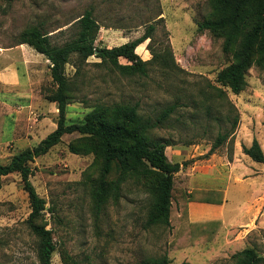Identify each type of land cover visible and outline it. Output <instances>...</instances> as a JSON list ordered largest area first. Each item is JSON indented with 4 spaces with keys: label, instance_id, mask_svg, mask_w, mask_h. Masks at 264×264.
Here are the masks:
<instances>
[{
    "label": "rangeland",
    "instance_id": "obj_1",
    "mask_svg": "<svg viewBox=\"0 0 264 264\" xmlns=\"http://www.w3.org/2000/svg\"><path fill=\"white\" fill-rule=\"evenodd\" d=\"M86 11L99 26L94 44L98 48L120 46L154 26L136 54L143 61L154 55L166 58L171 67L162 69L153 61L144 77L119 74L127 64L121 58L91 57L77 73L67 65L66 75L78 90L69 99L66 122L83 121L98 104H137L139 113L151 118L177 104L175 113L151 136L170 142L165 149L168 161L183 166L174 175V189L191 185L192 174L211 189H225L226 224L211 241L187 246L185 236L177 237L176 232L183 202L173 198L170 225L145 228L151 196L137 180L125 183L119 197L97 214L91 194L99 182L100 161L93 154H71L68 145L79 135H65L30 164L29 180L45 202L43 215L33 223L51 232L55 245L51 264H64L63 254L69 258L67 264H140L162 256L171 264H236L234 256L248 248L264 259V163H255L243 153L256 140L264 154V70L249 68L246 87L238 95L216 82L217 74L233 60L223 52L222 39L198 30L199 22L213 17L212 0H0V47L16 45L19 36L32 28L41 29L51 36L52 44L61 46L74 37L73 23ZM33 56L43 64L39 72L30 64L28 75L34 85H0V164L34 148L56 128L57 107L47 100L55 90L49 62L37 53ZM3 64L0 59V73H5L0 75L8 80L12 73L23 71L15 63ZM211 87L225 92L239 121L233 136L208 155L218 133L230 129L221 117L228 106L218 110L211 102L212 116L221 119L205 116L202 93ZM132 165L148 167L137 157ZM210 175L219 181L212 182ZM31 212L20 176L4 177L0 264H41L39 240L30 228Z\"/></svg>",
    "mask_w": 264,
    "mask_h": 264
},
{
    "label": "trees",
    "instance_id": "obj_2",
    "mask_svg": "<svg viewBox=\"0 0 264 264\" xmlns=\"http://www.w3.org/2000/svg\"><path fill=\"white\" fill-rule=\"evenodd\" d=\"M13 1V0H9ZM213 17L197 24L199 31H209L223 40L222 50L232 57V63L222 69L216 82L234 94H240L246 87L245 74L255 66L264 70V0H212ZM73 25L76 32L71 40L61 46L52 44L51 36L39 28H32L19 36L16 45H27L49 62L50 76L55 90L47 97L57 107L56 128L34 148L25 149L11 157L7 164H0V189L4 177L11 174L20 176L23 190L28 195L32 212L31 231L39 240L38 256L41 264H51L55 252L51 232L45 225L33 223L43 215L45 202L36 193L29 178L30 164L38 157L47 154L61 142L65 135L78 134L79 138L69 143L68 150L74 155H95L100 161V178L91 194L96 213H100L109 201L119 197L122 186L130 180L141 181L151 196L145 228L169 226L173 198L181 199L182 214L178 218L177 237L185 236V245L193 246L211 241L222 226L220 220L190 222L187 217V203L199 202L221 205L223 191L192 190L173 188V178L181 168L179 163H170L165 149L171 144L151 136V132L162 127L176 111L177 104L170 105L154 118L142 116L137 104L119 103L96 105L83 121L67 123L66 107L71 95L78 90L77 85L66 75L65 67L72 65L76 73L91 58H121L127 64L119 68L123 76H146L148 66L156 61L162 69H170L166 58L153 56L151 61H143L137 54L139 46L150 38L154 26L150 25L144 35L113 48H98L95 41L99 26L90 11H86ZM229 110L221 117L230 124L229 130L219 132L211 149L225 144L234 134L238 125V114L221 88L211 87L202 93V104L207 118L213 117V107ZM235 113V114H234ZM233 115V116H232ZM264 126V123H263ZM243 153L255 163H264L260 144L253 140ZM141 158L147 168H136L133 158ZM177 193V194H176ZM64 264L69 258L62 255ZM236 264H264V259L253 249H244L234 256ZM140 264H171L166 256L144 260ZM184 264V263H183Z\"/></svg>",
    "mask_w": 264,
    "mask_h": 264
},
{
    "label": "crops",
    "instance_id": "obj_3",
    "mask_svg": "<svg viewBox=\"0 0 264 264\" xmlns=\"http://www.w3.org/2000/svg\"><path fill=\"white\" fill-rule=\"evenodd\" d=\"M33 53H36V52L27 45H14V46L5 47V48L0 47V59H4V62L6 63V65L10 63H15L18 67L20 66L23 70V71L18 70L19 71L18 74H16L15 72L12 73V75L9 76V80L1 77L0 75L1 87L23 88L24 84L25 85L27 84L29 87L35 84V81L34 82L31 81V78L28 75V71L30 68H32L31 65H33L35 72L37 71L39 72L43 64L37 61L38 58L37 56H33ZM45 62H48V61H45ZM4 65L5 64H3V66ZM11 70L13 71V69ZM211 178L213 180L212 182L219 181L217 178H214L213 176H211ZM188 182L191 185H189L188 187L184 186V189H183L187 193H190L192 190H215V189H211L210 187H207L206 185H204L205 183L203 182V180L200 179V176L194 177V174L188 177ZM216 190L223 191L224 193V201L221 205L199 203V202L187 203V209H188L187 217L190 222L220 220L223 226H225L226 221H224V215H225L226 203H227L226 191L225 189L222 190L221 188L216 189ZM243 208L244 207H241V211L243 210ZM238 215H240V212L235 215V218Z\"/></svg>",
    "mask_w": 264,
    "mask_h": 264
}]
</instances>
